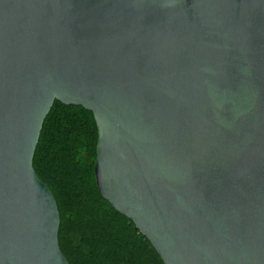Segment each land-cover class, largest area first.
<instances>
[{
  "label": "water",
  "instance_id": "1",
  "mask_svg": "<svg viewBox=\"0 0 264 264\" xmlns=\"http://www.w3.org/2000/svg\"><path fill=\"white\" fill-rule=\"evenodd\" d=\"M55 100L164 264H264V0H0V264H69L33 166Z\"/></svg>",
  "mask_w": 264,
  "mask_h": 264
},
{
  "label": "trees",
  "instance_id": "2",
  "mask_svg": "<svg viewBox=\"0 0 264 264\" xmlns=\"http://www.w3.org/2000/svg\"><path fill=\"white\" fill-rule=\"evenodd\" d=\"M96 140L91 110L54 101L42 124L33 166L55 196L62 252L69 264H164L134 222L98 190Z\"/></svg>",
  "mask_w": 264,
  "mask_h": 264
}]
</instances>
